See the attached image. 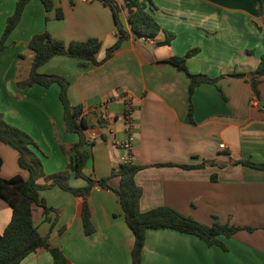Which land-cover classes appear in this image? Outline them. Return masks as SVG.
Masks as SVG:
<instances>
[{"label":"crops","instance_id":"1","mask_svg":"<svg viewBox=\"0 0 264 264\" xmlns=\"http://www.w3.org/2000/svg\"><path fill=\"white\" fill-rule=\"evenodd\" d=\"M50 1L45 9L41 0H28L0 51V112L34 140L37 146L31 148L45 175L67 169L69 155L62 146L68 148L78 136L65 130L57 83L16 86L28 75L33 54L27 42L43 31L64 42L96 38L101 43L96 58L101 60L117 35L110 8L99 0ZM140 1L162 29L173 32L169 44H159L163 31L152 39L135 37L123 0H116L118 18L129 36L108 59L80 68L74 58L54 55L38 68L68 80L67 98L81 105L89 123L82 146L87 153L83 173L98 179L125 161L149 165L134 176L142 189L140 210L166 205L207 225L216 221L253 227L221 237L225 249L174 230L148 229L140 264H264V170L232 163H264V76L257 99L245 77L232 75L253 70L264 53V0L261 11L255 0ZM15 2L0 0V35ZM58 9L61 18L56 17ZM195 47L198 52L185 60L187 70L219 78L193 90L189 117L186 74L160 61ZM17 155L0 142V177H28ZM202 161L213 163L190 169L153 165ZM69 173L71 187L86 184ZM36 182L46 183L43 177ZM108 184L116 187L118 178H109ZM38 193L49 210L43 214L41 204H35L34 225L50 247L64 253L68 264H131L133 235L113 192L93 186L87 195L88 234L80 196L58 186ZM10 216V206L0 197V231ZM18 264H52V258L40 247Z\"/></svg>","mask_w":264,"mask_h":264},{"label":"trees","instance_id":"2","mask_svg":"<svg viewBox=\"0 0 264 264\" xmlns=\"http://www.w3.org/2000/svg\"><path fill=\"white\" fill-rule=\"evenodd\" d=\"M28 0H16L15 7L4 24L0 35V51L6 46V40L10 32L17 25L22 10ZM45 9L51 6L50 0H41ZM103 5L110 8L116 26V40L106 48L105 55L101 60L96 58V53L100 48V41L96 38L86 40H71L64 42L61 39L52 37L47 31L33 34L27 42V48L32 52V59L29 66L28 75L22 80L15 82L18 88H25L38 84L48 87L52 83L59 86V99L63 106V119L66 131L75 132L78 140L68 148L62 146V151L69 155L67 169L52 175H45L40 158L32 150L36 147L34 140L22 129L6 122L0 112V142H3L18 153V165L28 171V177L22 178L20 175H13L9 178L0 177V197L4 199L11 208V216L5 227L0 231V264H18L26 255L40 247L48 250L52 258V264H68L64 253L57 247H50L47 236L41 235L33 222L34 205L41 204L42 213L48 212L49 208L39 199V190L52 186H58L71 192L75 196H80L82 201L81 219L85 233H90L92 227L89 220V209L86 204V197L93 186L109 189L113 192L124 214V221L133 235V244L130 250L131 264H140V255L144 243L145 232L148 229H170L179 233L193 235L202 240L207 246H219L225 249L221 237H230L238 230L244 229L252 231L253 227L245 225H227L219 222H212L207 225L183 215L175 209L160 205L142 211L139 207L142 195L141 187L135 182V174L149 165L134 164L125 161L112 169L107 177L94 179L83 173V166L87 159V153L82 149L86 143L84 130L89 127V123L82 112L79 104H71L67 98L68 80L57 74H44L38 72V68L47 62L54 55H66L77 60L80 68L88 65H97L108 59L113 50L129 35L122 27L118 18L119 6L116 0H99ZM258 10L261 11V0H255ZM123 7L127 12L128 25L135 37L154 38L160 31H163L165 38L159 44H169L173 38V32L162 29L153 15L146 9L145 4L140 0H123ZM56 17L61 18L62 13L58 9ZM198 48H191L181 56H170L160 62H167L183 71L188 78L187 85V113L192 114L191 95L193 90L202 83L215 84L217 77H210L204 73H190L185 65L188 57L195 55ZM238 77H245L248 81L253 95L258 99V83L264 76V53L260 56L255 68L246 73H233ZM72 153V154H71ZM2 163L0 157V165ZM212 161H202L198 164H175L172 162L154 163V166H180L182 168H201L205 164H212ZM234 164H242L254 169L264 170V163H258L249 159L232 161ZM70 171L74 177L82 178L86 184L81 187H71L68 184ZM118 178V185L112 187L108 184L111 177ZM43 177L45 184H39L36 180Z\"/></svg>","mask_w":264,"mask_h":264},{"label":"built area","instance_id":"3","mask_svg":"<svg viewBox=\"0 0 264 264\" xmlns=\"http://www.w3.org/2000/svg\"><path fill=\"white\" fill-rule=\"evenodd\" d=\"M81 1H85V0H81ZM126 118H127L128 123H129V121H130L129 116H127ZM131 139H132V138L130 137V138L128 139V141H126V142L124 143V146H125V147H128V146H129V143H130ZM219 147H220V148H223V144H220Z\"/></svg>","mask_w":264,"mask_h":264}]
</instances>
